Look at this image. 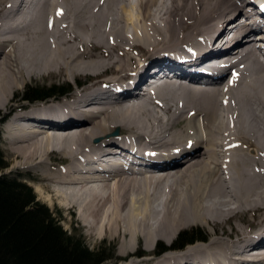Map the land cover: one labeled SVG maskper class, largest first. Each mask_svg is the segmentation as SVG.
Here are the masks:
<instances>
[{"label":"bare ground","instance_id":"obj_1","mask_svg":"<svg viewBox=\"0 0 264 264\" xmlns=\"http://www.w3.org/2000/svg\"><path fill=\"white\" fill-rule=\"evenodd\" d=\"M239 12L250 21L234 19ZM256 27L264 0H0V110L13 165L37 169L50 201L89 234L121 237L126 264H264V225L246 233L231 221H264V46L248 34ZM160 71L173 77L142 85ZM107 73L122 81H99ZM35 76L74 86L66 98L8 109ZM111 154L110 169H97ZM210 222L205 243L131 257L144 254L135 243L150 251Z\"/></svg>","mask_w":264,"mask_h":264},{"label":"trees","instance_id":"obj_2","mask_svg":"<svg viewBox=\"0 0 264 264\" xmlns=\"http://www.w3.org/2000/svg\"><path fill=\"white\" fill-rule=\"evenodd\" d=\"M67 90L68 83L27 84L21 97L33 101ZM4 157L0 146V264H104L113 257L105 242L91 248L64 228L53 211L37 199L28 181L2 171L7 166ZM206 238L207 233L199 226L184 228L171 245L159 241L157 251Z\"/></svg>","mask_w":264,"mask_h":264},{"label":"rangeland","instance_id":"obj_3","mask_svg":"<svg viewBox=\"0 0 264 264\" xmlns=\"http://www.w3.org/2000/svg\"><path fill=\"white\" fill-rule=\"evenodd\" d=\"M134 56L135 57H139L138 55L137 56L134 55ZM117 77H119V75H112V74L110 75V73L109 74L107 73V74L103 75L102 77H100L99 81H101L103 79H118L119 80L118 82H121L122 79H119ZM80 80L82 82H85L83 84H88L89 81L93 82L90 79L86 80L85 77H80ZM67 81H69V82H67ZM53 83H55V84H58V83L59 84L60 83H70L71 86H74L73 85L74 80H66L65 81V79L63 77H51V78L50 77L41 78V77H36V76L32 77L31 79H28L24 83V85L21 86L16 91V93L14 95V98L12 99L10 104L8 105V106H10L8 109H10L12 107H17L19 105H26L25 103H22V102H26V101L24 99H22L21 93H22L24 87L27 84L50 85V84H53ZM98 85H100V84H97L96 86H98ZM19 101H22V102L19 103ZM36 102H42V100L34 101L33 103H36ZM3 113L5 114V110H0V118L3 117ZM0 131H1L0 146H1L2 150H3V152H4L5 162L8 164L6 167H4L2 169V171L3 172H8V173L13 174V175H20L24 180L28 181V183L30 185H32L37 199H39L41 202L46 204L49 207V209L51 211H53V213L60 219V221H61V223H62L64 228H66L71 233H75L76 236L81 237L86 242V244L89 247L94 248L97 245H99L100 243L105 242V244L109 247L108 252L111 253L113 255V257L110 260H107L106 262H104V264H126V261L128 260L127 258H129V257L125 258L121 254L122 238L121 237H111V236H109V235H107L105 233H103L101 236H99L96 233L89 234L88 229L78 219V217H77L75 212L74 213L70 212L66 207H64L57 200H54L53 202H51L50 199H49V196H47V193L45 191H43V189L41 187V185H42L41 183H43V182H42V180H39V178L37 177L39 175L37 169L13 165V159H12L13 158V152L11 151V149L9 147V143L6 141V137H4L5 135L3 133V127L1 125H0ZM60 156L61 155H57L56 154L55 155V157H56L55 159H61L62 157H60ZM242 214H244V213H242ZM242 214L239 213V215H234L232 217L231 221H232V223H234V225L242 227L243 230L246 233H252V232H254V230L256 231V229L259 226L264 225V221L260 220L263 214L260 217L257 218V216L255 217V215L247 213L246 215L244 214L245 218L244 219L242 218L243 220H241L239 218H241ZM244 221H245V223H244ZM224 224H225L224 227H225L226 231L228 232L231 229V225H230V223H224ZM213 225L214 224H212L211 222L210 223H206V225H204V224H193L191 226L183 227L181 229L190 228L192 226L201 227L207 233V238H206L207 240H205V241H197V242H194V244L198 243V242L205 243L212 236L211 229H212ZM177 233L175 234L173 239L176 237ZM159 241H162L165 245H169L171 243V240L170 241H166L163 238H158L151 245V247H150L151 250L150 251L148 249L144 248V246L142 244L143 242H140V243L138 242L139 244L135 243L134 244V248H135L136 252H141V253H144V254H141V255L133 254V255H131V257L134 258V259H138V258L142 259L144 256H146V257H151L152 259H155L151 255L161 256L159 254L155 255L154 252H153L154 249H157V243ZM173 251H175V250H173ZM160 254H162V253H160Z\"/></svg>","mask_w":264,"mask_h":264}]
</instances>
